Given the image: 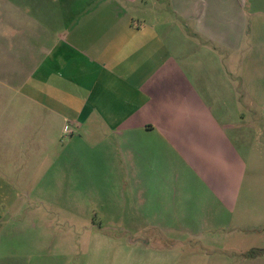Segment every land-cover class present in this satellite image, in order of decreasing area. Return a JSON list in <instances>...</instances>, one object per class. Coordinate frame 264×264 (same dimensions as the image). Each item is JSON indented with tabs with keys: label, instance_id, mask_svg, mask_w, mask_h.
Listing matches in <instances>:
<instances>
[{
	"label": "crops",
	"instance_id": "obj_1",
	"mask_svg": "<svg viewBox=\"0 0 264 264\" xmlns=\"http://www.w3.org/2000/svg\"><path fill=\"white\" fill-rule=\"evenodd\" d=\"M261 34L264 0H0V173L9 150L61 142L52 182L80 165L135 183L134 207L111 191L106 229L216 236L238 184L222 169L238 159L233 135L254 130L248 116L264 124Z\"/></svg>",
	"mask_w": 264,
	"mask_h": 264
},
{
	"label": "rangeland",
	"instance_id": "obj_2",
	"mask_svg": "<svg viewBox=\"0 0 264 264\" xmlns=\"http://www.w3.org/2000/svg\"><path fill=\"white\" fill-rule=\"evenodd\" d=\"M256 41L264 44V34ZM235 82L241 95H247L240 79ZM243 102L244 108L257 104ZM248 117L254 130L233 135L238 159L230 167L222 166L238 179L233 206L218 215L223 221L226 217V225L221 226L226 229L206 235L203 242L185 240L182 231L178 236L184 242L163 239L151 230L106 229V219L112 218L116 206L111 191L126 196L118 208L134 207L129 195L136 191L135 183L82 175L80 165L71 166L66 183L59 175L52 182L51 165L63 151L61 142L51 150H9L7 173H0V264H224L212 260L214 256L232 257L233 264H239L241 257L264 251V124L257 127V119ZM61 166L58 161L56 169ZM86 222L98 228L87 230ZM209 238H215V245L209 244ZM131 240L137 246L129 245Z\"/></svg>",
	"mask_w": 264,
	"mask_h": 264
},
{
	"label": "trees",
	"instance_id": "obj_3",
	"mask_svg": "<svg viewBox=\"0 0 264 264\" xmlns=\"http://www.w3.org/2000/svg\"><path fill=\"white\" fill-rule=\"evenodd\" d=\"M264 255V251L263 250H260V251H256V252H253L252 254L246 256L247 258H255V257H258V256H262Z\"/></svg>",
	"mask_w": 264,
	"mask_h": 264
}]
</instances>
